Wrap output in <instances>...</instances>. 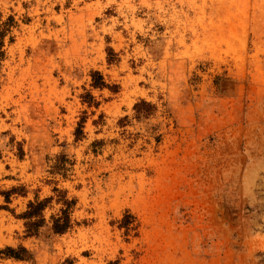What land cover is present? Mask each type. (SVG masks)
Wrapping results in <instances>:
<instances>
[{
	"label": "rangeland",
	"instance_id": "374dc122",
	"mask_svg": "<svg viewBox=\"0 0 264 264\" xmlns=\"http://www.w3.org/2000/svg\"><path fill=\"white\" fill-rule=\"evenodd\" d=\"M0 35V264H264V0H0Z\"/></svg>",
	"mask_w": 264,
	"mask_h": 264
},
{
	"label": "trees",
	"instance_id": "16d2710c",
	"mask_svg": "<svg viewBox=\"0 0 264 264\" xmlns=\"http://www.w3.org/2000/svg\"><path fill=\"white\" fill-rule=\"evenodd\" d=\"M2 35V34H1ZM0 35V36H1ZM2 45V39L0 38V46ZM92 80L94 86H104L102 78L98 74V72H94L92 74ZM87 98V97H86ZM61 194L58 196L57 201L62 204L59 212L56 215L51 217V225L48 226L44 219H43V211L48 203H50L53 197L45 198L43 200H36L33 202H29L27 206V211H25L21 217L26 220L24 223L25 225V232L27 236L38 235L39 229L42 226L49 227V229L56 234H61L67 231L71 227V220H70V212L74 205V200H68L66 198L65 193L61 192L60 190L54 189ZM10 193L6 194V198L8 200ZM4 253H13L14 250L10 247H6Z\"/></svg>",
	"mask_w": 264,
	"mask_h": 264
}]
</instances>
